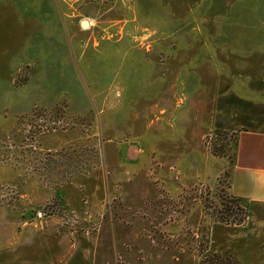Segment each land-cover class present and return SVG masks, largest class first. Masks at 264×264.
<instances>
[{
    "label": "rangeland",
    "instance_id": "rangeland-1",
    "mask_svg": "<svg viewBox=\"0 0 264 264\" xmlns=\"http://www.w3.org/2000/svg\"><path fill=\"white\" fill-rule=\"evenodd\" d=\"M240 131L264 132V0H0V264L30 220L102 264H247Z\"/></svg>",
    "mask_w": 264,
    "mask_h": 264
},
{
    "label": "crops",
    "instance_id": "crops-1",
    "mask_svg": "<svg viewBox=\"0 0 264 264\" xmlns=\"http://www.w3.org/2000/svg\"><path fill=\"white\" fill-rule=\"evenodd\" d=\"M235 156L230 173L229 194L247 202L256 215L264 212V132L240 131L236 134ZM27 221L8 227L19 264H102L107 257L103 237L72 236L56 233L55 222ZM40 224V225H39ZM60 225V224H59ZM21 230H19L20 228ZM57 226V227H56ZM42 229L43 231H38ZM35 231V232H34ZM40 237L42 239L38 240ZM264 237V234H263ZM256 238V237H255ZM258 239V238H257ZM116 236L112 243L116 242ZM108 246V245H107ZM247 264H264V238L247 240L241 254ZM6 257V255H2ZM35 257V258H33ZM45 257L43 260L42 258ZM117 264L118 250L110 255ZM241 257V256H240ZM142 257H128L126 264H142Z\"/></svg>",
    "mask_w": 264,
    "mask_h": 264
},
{
    "label": "trees",
    "instance_id": "trees-1",
    "mask_svg": "<svg viewBox=\"0 0 264 264\" xmlns=\"http://www.w3.org/2000/svg\"><path fill=\"white\" fill-rule=\"evenodd\" d=\"M235 145H236V144H235ZM234 156H235V155H234ZM229 198H230V199H229L230 202H233V203H235V202H236V203H237V202H238V203L241 202V200L233 198L230 194H229ZM226 210H228V209H226Z\"/></svg>",
    "mask_w": 264,
    "mask_h": 264
}]
</instances>
